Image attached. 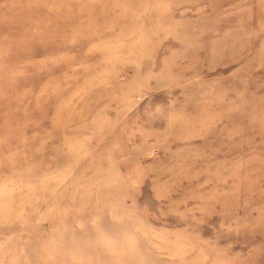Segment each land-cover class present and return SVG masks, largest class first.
Returning <instances> with one entry per match:
<instances>
[{"label": "rangeland", "instance_id": "1", "mask_svg": "<svg viewBox=\"0 0 264 264\" xmlns=\"http://www.w3.org/2000/svg\"><path fill=\"white\" fill-rule=\"evenodd\" d=\"M0 264H264V0H0Z\"/></svg>", "mask_w": 264, "mask_h": 264}]
</instances>
